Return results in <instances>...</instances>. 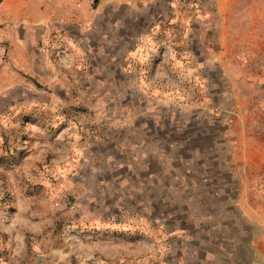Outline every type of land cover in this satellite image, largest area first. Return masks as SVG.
<instances>
[{
	"label": "rangeland",
	"instance_id": "rangeland-1",
	"mask_svg": "<svg viewBox=\"0 0 264 264\" xmlns=\"http://www.w3.org/2000/svg\"><path fill=\"white\" fill-rule=\"evenodd\" d=\"M94 1L0 0V264H264V0Z\"/></svg>",
	"mask_w": 264,
	"mask_h": 264
},
{
	"label": "crops",
	"instance_id": "crops-1",
	"mask_svg": "<svg viewBox=\"0 0 264 264\" xmlns=\"http://www.w3.org/2000/svg\"><path fill=\"white\" fill-rule=\"evenodd\" d=\"M239 204L238 209L241 206L240 202ZM240 212L246 221V207L244 206ZM237 231L238 233H206L205 237L204 233H193L196 236L194 245L185 240L187 238L185 234L180 233H170L171 240L168 245V233H162L164 253L161 264H250L246 258L247 233H240L242 232L240 225ZM180 237H183L181 247L176 244ZM263 241L264 233H253L249 245L256 250L264 243Z\"/></svg>",
	"mask_w": 264,
	"mask_h": 264
},
{
	"label": "trees",
	"instance_id": "trees-1",
	"mask_svg": "<svg viewBox=\"0 0 264 264\" xmlns=\"http://www.w3.org/2000/svg\"><path fill=\"white\" fill-rule=\"evenodd\" d=\"M99 0H95L94 3H97Z\"/></svg>",
	"mask_w": 264,
	"mask_h": 264
}]
</instances>
